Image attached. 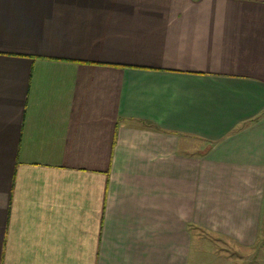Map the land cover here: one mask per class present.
Returning <instances> with one entry per match:
<instances>
[{
	"label": "crops",
	"instance_id": "1",
	"mask_svg": "<svg viewBox=\"0 0 264 264\" xmlns=\"http://www.w3.org/2000/svg\"><path fill=\"white\" fill-rule=\"evenodd\" d=\"M0 264H264V0H0Z\"/></svg>",
	"mask_w": 264,
	"mask_h": 264
},
{
	"label": "rangeland",
	"instance_id": "2",
	"mask_svg": "<svg viewBox=\"0 0 264 264\" xmlns=\"http://www.w3.org/2000/svg\"><path fill=\"white\" fill-rule=\"evenodd\" d=\"M200 143H201V142H197V141H193V142H192V144H195V145H197V146H200Z\"/></svg>",
	"mask_w": 264,
	"mask_h": 264
}]
</instances>
